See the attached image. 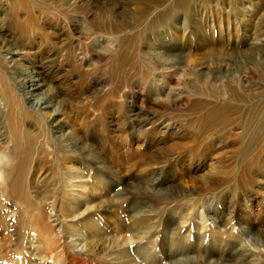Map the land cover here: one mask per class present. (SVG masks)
<instances>
[{
	"label": "rangeland",
	"instance_id": "374dc122",
	"mask_svg": "<svg viewBox=\"0 0 264 264\" xmlns=\"http://www.w3.org/2000/svg\"><path fill=\"white\" fill-rule=\"evenodd\" d=\"M55 1L25 2L17 24L0 0V47L21 53L0 58V264H264V0ZM115 20L128 31L109 35ZM32 72L31 98L100 99L72 112L90 125L67 124L73 153L14 102ZM228 99L258 107L255 125L196 132Z\"/></svg>",
	"mask_w": 264,
	"mask_h": 264
},
{
	"label": "bare ground",
	"instance_id": "6f19581e",
	"mask_svg": "<svg viewBox=\"0 0 264 264\" xmlns=\"http://www.w3.org/2000/svg\"><path fill=\"white\" fill-rule=\"evenodd\" d=\"M7 1V0H6ZM14 1V4H13V9L15 10L14 11V19L16 20L17 24L19 23V19H18V12L24 8L23 4L25 2H29L30 0H13ZM48 2V1H47ZM58 3L59 1H55L53 0V4L55 7L58 6ZM51 6V5H50ZM95 14V13H94ZM116 15V14H115ZM98 16V14H97ZM119 16V15H118ZM102 17V16H101ZM67 18V17H66ZM132 18V17H131ZM98 19H100L98 17ZM116 21V20H115ZM59 24V23H58ZM111 24H113L111 22ZM110 24V25H111ZM94 25V24H93ZM92 25V26H93ZM127 25V22L124 21V22H121L119 20L116 21L115 24H113V26L111 25V27H108L107 29V32L108 34H115L117 32H122L124 33L125 31H128V27L126 26ZM17 26V25H16ZM71 26V25H70ZM95 26V25H94ZM130 26V25H128ZM45 28V27H44ZM43 28V29H44ZM92 28V27H91ZM101 25H100V21L98 20L97 21V25L95 26V32H100L99 30H101ZM49 29V28H48ZM130 29V28H129ZM88 30V29H87ZM85 31H86V28H85ZM91 31V30H90ZM49 32V31H48ZM89 32V31H88ZM69 33V32H68ZM79 33V32H78ZM106 33V31H105ZM130 33V32H129ZM132 33V32H131ZM1 36V35H0ZM48 36V35H47ZM46 36V37H47ZM107 36V35H106ZM108 37V36H107ZM109 39V38H107ZM4 41V40H3ZM125 42H128V44L130 43V38H128V35L127 36H123V43L119 44V45H116V48L113 49V54L111 56H116L118 55L121 51V48L123 47L124 43ZM1 44V43H0ZM127 45V43H126ZM132 45V44H131ZM125 46V45H124ZM3 47L1 46L0 47V58L1 60H3L4 62H6L9 67V62H15L17 61V58L19 59L18 56H15V55H19L21 53H19V49H17L18 51H16V53L14 52H8L7 50H4L2 49ZM59 49V48H58ZM127 49V48H126ZM259 49V48H258ZM262 49V48H261ZM132 50V49H131ZM130 50V51H131ZM21 51V50H20ZM109 51V50H108ZM129 51V52H130ZM258 51V50H257ZM96 52V51H95ZM99 53H97L98 55H96L98 58H101L102 57V52L103 51H98ZM90 53V52H88ZM132 53V52H131ZM96 54V53H95ZM260 54V53H259ZM10 56V59H8V56ZM87 55L88 54H84V59L87 58ZM90 59V58H89ZM124 58H121V59H114V64L118 67H121L122 65H124ZM99 61V60H98ZM11 66V65H10ZM123 68V67H122ZM21 69V68H20ZM119 70V69H118ZM233 71V70H232ZM33 73V72H32ZM232 79V78H231ZM44 82V77L41 76L40 73H33V74H30V76L28 75H23L20 76V77H14V81L18 84L19 88H20V91L22 90V87L23 89L26 88L27 90V94L29 96H27L28 98H26L27 101H25V103L22 101V98L20 96L17 97V99L14 100V102L16 101L20 107L22 109H24V113L23 115L25 117H29L30 115H32L31 111L29 109H27V107L25 105H30L32 106L33 108H35L34 110L41 113L42 115L44 116H47L46 117V121L49 125V127L51 129H55L56 131H58V129H61V131L64 130V133H62L60 135V138L61 139V142L63 143L62 146H65L68 148V152L69 153H73L74 149H73V141L71 139H68L69 134L72 133L71 130H69L67 127V124H69L70 122L72 123H79V124H82L84 126V128H88L90 127L89 123L84 121V120H80V118L78 116L74 117L73 119V116H71L72 112H78V115L82 112H87V113H91V110L93 108H97L98 105H99V100H97L96 102L94 101L93 104H85V102L83 101H79L78 103H75L74 102V99H60V102L58 101V103H53L54 101H51L52 99H47V98H44V99H35V98H31V97H34L36 96L37 97V94H36V90L41 86V82ZM11 81V80H10ZM8 83V82H7ZM9 84V83H8ZM15 84V83H14ZM16 85V84H15ZM9 90L14 88V86L11 84V85H7ZM24 92V91H23ZM10 93V92H9ZM25 95V94H24ZM26 96V95H25ZM232 96V95H231ZM39 97V96H38ZM44 97V96H43ZM63 97V96H62ZM57 100V99H56ZM244 100V99H242ZM11 101V100H10ZM57 102V101H56ZM81 103V104H80ZM11 104V103H10ZM241 104L238 99L237 101H235V99H228V102L227 104H209L208 105V108L206 110L205 113H203V115L201 116L200 118V124L197 126L196 128V132H198L199 134H212L214 135V133H216L218 130L220 129H224L223 127L226 125V124H230L229 126L232 127L233 130H237L238 128H242L243 130H249L250 127L254 126L255 123L257 121H252V118H251V115L253 116L252 114V111L255 110L256 108L258 107H254V108H251V105H250V111L248 110H245V108H243V106L239 105ZM247 104V103H246ZM17 105V104H16ZM92 106L93 108L91 109V107L89 106ZM246 106V105H245ZM244 106V107H245ZM15 107V105H14ZM18 109H19V106H17ZM264 109V107H262ZM261 109V108H260ZM258 110V109H257ZM21 111V110H20ZM255 112V111H254ZM99 113V112H98ZM258 113V111H257ZM261 113V112H260ZM264 113V112H263ZM66 114V115H65ZM92 114V113H91ZM259 114V113H258ZM255 115H256V112H255ZM254 115V116H255ZM64 116H66L67 118H64ZM259 116V115H258ZM41 117V116H40ZM43 117V116H42ZM86 117V116H85ZM87 118V117H86ZM91 119V118H90ZM261 119V118H260ZM45 120V119H44ZM255 120V118H254ZM65 122V123H64ZM90 123L92 124L91 120H90ZM259 124V123H258ZM70 125V124H69ZM81 125V126H82ZM72 127V126H71ZM259 129L261 130L260 132H263L264 134V120L262 123L259 124ZM82 128V127H81ZM252 129V128H251ZM79 133V132H78ZM257 133V132H256ZM256 133H252V134H256ZM17 134V133H16ZM129 134V133H128ZM134 135V133H132ZM248 134V133H247ZM211 135V136H212ZM256 137H258L257 135H254ZM125 137V136H124ZM135 137V135L133 136ZM209 137V135H208ZM253 137V136H252ZM260 137V136H259ZM77 138V137H76ZM130 138H132V136H130ZM203 138V137H202ZM128 139V137H127ZM206 139V138H205ZM208 139V138H207ZM59 140V139H58ZM22 141V140H21ZM76 141V140H75ZM88 142V141H86ZM127 142V143H126ZM125 142V146H127V144L132 147V143H133V140H127ZM259 141L257 140H253V144L252 145H249V146H246L245 149H243V154L245 157L247 156H250L253 154H251V152H253V150L256 148V147H259V148H263L261 147V143H259ZM84 143V142H83ZM18 144V143H17ZM16 144V145H17ZM61 144V143H60ZM82 144V143H81ZM85 145V144H84ZM186 145V144H185ZM88 148V147H87ZM90 149V148H89ZM132 150V148H130ZM162 149V148H161ZM93 150V149H92ZM26 151V150H25ZM261 151V149H260ZM95 152V151H94ZM98 156H100V154L96 151L95 152ZM261 153V152H260ZM97 156V157H98ZM96 157V158H97ZM95 158V159H96ZM101 158V157H100ZM249 158V157H248ZM95 159H90L88 158V161L90 162H93V163H96V160ZM101 160V159H100ZM6 161V160H5ZM104 161V160H103ZM101 162V161H100ZM111 164V163H110ZM207 165V163L205 164ZM109 166V165H108ZM112 166V165H111ZM191 166V165H190ZM209 166V165H207ZM131 169V168H130ZM198 170V169H197ZM111 171V170H110ZM130 171V170H128ZM229 171V170H228ZM131 174V173H129ZM134 174V173H133ZM204 174V173H203ZM214 174V173H213ZM237 174H238V171H237ZM87 176V175H86ZM131 177L128 176V178ZM90 178V177H89ZM210 180H213V176L211 175L210 177ZM85 180L82 179V178H78V179H74L73 180V184L75 186H80L82 185V183L84 182ZM126 180H124L125 182ZM90 183V182H89ZM126 183V182H125ZM209 183V182H208ZM238 183V182H237ZM87 184V183H86ZM212 184V183H211ZM210 185V183H209ZM208 185V186H209ZM214 185V184H213ZM151 186V185H150ZM211 187V186H209ZM239 187V186H238ZM78 188V187H77ZM207 188V187H206ZM139 189V188H138ZM82 190V189H81ZM83 191V190H82ZM158 191V190H157ZM108 192V191H107ZM133 192V191H132ZM144 192V191H143ZM110 193V192H109ZM147 193V192H146ZM212 231V230H211ZM118 238V237H117ZM123 238V237H122ZM125 238V237H124ZM127 238V237H126ZM129 239V238H128ZM118 240V239H117ZM116 240V241H117ZM125 240V239H124ZM122 240V241H124ZM127 242V241H126ZM118 243V242H117ZM119 244V243H118ZM262 244V243H261ZM120 245V244H119ZM124 245V244H123ZM121 246V245H120ZM126 247V246H125ZM210 262V261H209ZM213 262V260H212ZM211 263V262H210ZM214 263V262H213ZM219 263V262H218ZM221 263V262H220ZM219 263V264H220ZM208 264V263H206ZM212 264V263H211ZM215 264V263H214ZM217 264V262H216ZM224 264V263H222ZM227 264V263H225Z\"/></svg>",
	"mask_w": 264,
	"mask_h": 264
}]
</instances>
